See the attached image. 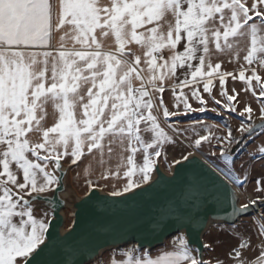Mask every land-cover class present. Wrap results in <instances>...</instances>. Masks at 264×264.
Masks as SVG:
<instances>
[{"label":"snow or ice","instance_id":"6c2138e0","mask_svg":"<svg viewBox=\"0 0 264 264\" xmlns=\"http://www.w3.org/2000/svg\"><path fill=\"white\" fill-rule=\"evenodd\" d=\"M57 32L62 34L54 46ZM241 51L247 67L240 64L236 71H226L221 70L223 60L213 62L214 55H229L239 63ZM254 63L264 67V0H58V5L54 0H0V264H33L34 254L48 247L50 213L37 215L36 205L55 204L43 194L62 186L65 158L76 165L86 154H98L103 166L105 154L111 159L119 149L115 170L101 173L106 179L121 175L122 153L130 152L123 171L127 182L112 195L148 182L163 145L171 142L159 122L161 110L166 121L207 108L199 88L191 95L202 106L193 108L184 87L202 83L203 91L211 94L214 80L223 87L231 77L244 82L243 93L260 100L257 124L253 108L240 93L221 91L225 109L237 112V104H243L238 115L247 114L237 129L239 138L230 127L227 136L217 138L223 145L221 156L257 131L264 132V78ZM178 69L187 71L179 84L172 85L178 103L177 111H170L163 99L165 82L179 79ZM176 88L181 89L179 94ZM181 103L183 113L178 110ZM142 123L147 125L143 131L153 134L150 142L141 135ZM210 136H200L195 146ZM140 151L143 163L138 166L135 156ZM258 151L264 154V146ZM208 167L224 182L242 186L227 160L223 167L216 161ZM137 175L140 181L134 180ZM88 183L93 186L91 180ZM257 191L264 193V187ZM216 199L222 207L227 203L226 196ZM258 203L264 207V195L236 206L233 194L230 218H239ZM261 217L264 233V213ZM237 229L233 224L230 231L239 247L247 248L245 233ZM176 240L174 251L155 259L142 245L132 244L123 250L124 259L111 264H211L197 255L199 250L191 248L184 235ZM229 255L235 264H246L235 248ZM256 264H264V251Z\"/></svg>","mask_w":264,"mask_h":264},{"label":"water","instance_id":"95a60500","mask_svg":"<svg viewBox=\"0 0 264 264\" xmlns=\"http://www.w3.org/2000/svg\"><path fill=\"white\" fill-rule=\"evenodd\" d=\"M240 146L235 145L232 153ZM179 161L173 164L171 173L156 163L150 182L123 195L92 187L72 203L67 182L73 166L62 161V186L43 194L53 198L55 204L41 201L36 205L37 211H49L50 228L45 242L48 247L34 254L33 264H91L108 251L132 244L155 250L177 234L184 235L204 260V236L211 225H233L264 209L258 203L239 218H230L233 194L236 206L240 204L233 185L211 173L208 163L197 155ZM217 196L227 197L223 207L217 203ZM52 206L55 212L50 211ZM69 207L73 220L67 228L65 210Z\"/></svg>","mask_w":264,"mask_h":264},{"label":"rangeland","instance_id":"374dc122","mask_svg":"<svg viewBox=\"0 0 264 264\" xmlns=\"http://www.w3.org/2000/svg\"><path fill=\"white\" fill-rule=\"evenodd\" d=\"M257 68V73L264 78V67L259 65L255 66ZM250 71L246 73V75H250ZM237 84V86H234ZM216 84L213 83L212 93H205L203 91V86L198 85L190 90H183L185 95L188 96V102L191 104L193 108H199L202 105L199 101L196 100L194 96L191 95V92L195 88H199L200 94L203 96L204 100L207 102V108L204 112H188L186 115L181 114L180 116H173L168 118L165 121V118L162 116V110L159 114V122L162 128H164L165 132L171 137V142L165 143L162 149V155L157 159L156 163L161 165V168L167 172L171 173V168L176 161L182 160V156L188 155L189 153L197 155L201 157L207 163L211 161H216L221 167L224 166V161L227 160L229 162V167L233 169L234 174H236L240 181L243 182L242 186L237 187L233 185L235 190L239 195V202L246 203L250 199H255L264 195L257 191L259 187H264V154H261L258 151L260 146H264V132L257 131L254 133L251 139H248L246 143H242L241 146L232 153L235 145L232 146L231 153L226 156H221L220 149L223 145L218 143V137L227 136L228 128L232 129L233 135L239 138L240 133L237 131L242 121H245V117H240L238 115L239 111L243 108V104H237L236 101L232 103L237 104V112H229L228 109L223 107L226 102V97L222 96L220 93L222 90H226L228 94H234L233 89H235L236 93H240L244 100L251 105L254 110V119L255 122H259L257 119L259 116V110L261 107V102L256 97H253L250 93H243L242 89L246 87L244 82L236 80L231 81V84L228 83L229 87L226 85L218 86L216 88ZM231 85V86H230ZM253 87L257 89L258 86L256 82L253 81ZM180 91L177 92L179 94ZM168 99L171 98V94H167ZM166 96V95H165ZM172 97H175L173 94ZM220 100L221 104L217 105L213 99ZM240 99V96L237 97ZM177 102L174 101V109L177 108L175 105ZM216 108L217 111L213 112L211 109ZM181 113H183V104H180L178 109ZM154 114H156L154 110ZM200 115L201 117H197ZM199 121V123H198ZM147 125L144 123L141 124L142 133L141 135L145 139L146 142H150L152 137L151 132L143 131ZM211 133L209 141H203L199 148L195 146V140L200 136H208ZM152 151V150H149ZM91 154H86L80 161L77 162L76 165L70 164L68 162V158H65L64 163L67 166H73L70 170V176L68 179V197L69 201L74 202L78 198L83 197L88 193V191L92 187H96L105 193H113L115 191H120L123 189L125 182L122 181L123 175L119 177L116 176H108L107 181L101 182L95 179H86L83 177V170L80 171L82 162ZM261 158L260 160H258ZM136 164L142 165L143 163V153L142 151L137 152L135 156ZM51 165H49V170ZM152 172L150 174V182L152 178ZM91 180L93 186H89L88 181ZM117 182H114V181ZM134 180L140 181L141 176L137 175L134 177ZM260 181L261 184L257 185V181ZM146 183H141L140 186L146 185ZM115 183H118L115 185ZM135 189V188H134ZM264 213V210L260 213H256L247 217L242 218L236 225L238 226L237 231L243 230L245 235L243 236L244 242L248 245L247 248L241 249L237 242L236 234L231 232L232 225L226 224H213L207 231L204 236V241L206 245H208V249L206 248L204 253V260L210 261L211 264H235V261L229 253L232 252L233 248L237 251H240L242 254V258L245 259L246 264L256 258L259 257L261 251H264V244L261 243L264 240V233L260 231V221L262 219L261 214ZM43 212L37 211V215H42ZM65 214L67 217L66 227H70L72 223V214L73 209L67 208L65 210ZM50 219V214L48 216ZM180 236V234L174 235L170 237L164 246H176L177 240L176 238ZM251 237V238H249ZM130 246L119 249L121 251L130 248ZM160 248V247H159ZM118 251V250H116ZM114 252L108 251L107 253ZM105 253L102 257L104 258ZM101 259L97 260L91 264H97Z\"/></svg>","mask_w":264,"mask_h":264},{"label":"crops","instance_id":"0c3cea01","mask_svg":"<svg viewBox=\"0 0 264 264\" xmlns=\"http://www.w3.org/2000/svg\"><path fill=\"white\" fill-rule=\"evenodd\" d=\"M54 2L58 5V0H54ZM62 33L61 32H57V33H54V39L52 40V44L54 46H58V43H59V37ZM70 46V45H69ZM130 47H133L134 50H137V53L139 54V51L138 49L136 48V46H130ZM242 47H245V45H242ZM178 50H182V48H178ZM245 54L244 51H241V60L239 61V63H236L233 58L229 55H219V56H213V62H219L220 60H223L224 63L222 64V69L221 70H226V71H236L238 68H239V65L240 64H245V66L247 67L246 63L243 61L242 57L243 55ZM229 61H232V62H229ZM256 65L258 64H255L253 65V67H255ZM187 71L186 69H178L177 70V77H179V79H177L176 77H173L172 80L170 81H166L165 82V92L163 94V99L165 101V105L169 108L170 111H176V109H174V101L178 103V101L176 100L175 97H172L173 96V89H172V85L173 84H179L183 79H184V75L183 73ZM189 79H190V76H189ZM231 81H232V78L229 77L226 81V83L224 85H226L227 87H229L228 83L231 84ZM216 85V88L218 86H221L219 80H214V82ZM198 85H201L203 86L202 83L198 84ZM196 84L194 85H190L188 87H184L183 90H190L191 88L195 87V86H198ZM231 86V85H230ZM234 86H237V84H235ZM222 88V86H221ZM230 88V87H229ZM178 91H181L180 88H176L175 89V93L177 94ZM167 94H171V98L168 99V95ZM166 95V96H165ZM49 111H51V108L49 109ZM52 123L51 120L48 121V125L50 126ZM124 159H125V165L124 167L121 168V175H123V171H125L127 169V164H126V159H127V156L131 155L130 152H123L122 153ZM106 163L101 166L100 163L98 162L99 161V156L98 154H91L89 155L88 157L85 158V160L82 162V166H81V170H83V177L86 178V179H95L97 181H101V182H104V181H107V180H104V179H101V173L105 170V169H111V170H115L116 166L120 163V150L119 149H116V151L113 153V156L111 159H109L108 155L105 154V157H104ZM261 158H259L258 160H260ZM123 180L125 183L124 184H121L122 186H125L126 182H127V178H125L123 176ZM114 182H117L116 180ZM118 184V183H115V185ZM49 220V219H48ZM176 249V246H162L160 248H157L155 250H152V251H148L149 254L151 255V257L153 259H155L158 255H162L164 252H168V251H174ZM208 249V248H207ZM123 251L121 250H118V251H114V252H110V253H107L105 255L104 258H102L97 264H111V261L113 259L119 261V260H122L124 259L123 257ZM257 262V258L248 262L247 264H256Z\"/></svg>","mask_w":264,"mask_h":264},{"label":"bare ground","instance_id":"6f19581e","mask_svg":"<svg viewBox=\"0 0 264 264\" xmlns=\"http://www.w3.org/2000/svg\"><path fill=\"white\" fill-rule=\"evenodd\" d=\"M262 210H264V209H262ZM262 210H260V213L262 212Z\"/></svg>","mask_w":264,"mask_h":264},{"label":"trees","instance_id":"16d2710c","mask_svg":"<svg viewBox=\"0 0 264 264\" xmlns=\"http://www.w3.org/2000/svg\"><path fill=\"white\" fill-rule=\"evenodd\" d=\"M197 117H201L200 115H197Z\"/></svg>","mask_w":264,"mask_h":264}]
</instances>
